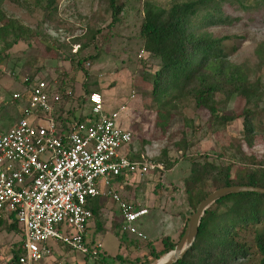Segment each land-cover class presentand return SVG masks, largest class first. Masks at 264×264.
<instances>
[{"label": "rangeland", "instance_id": "1", "mask_svg": "<svg viewBox=\"0 0 264 264\" xmlns=\"http://www.w3.org/2000/svg\"><path fill=\"white\" fill-rule=\"evenodd\" d=\"M25 1V7L14 5L8 0L1 4L7 18L15 19L38 35L32 37L24 34L22 41L17 43H12L13 36L7 35L8 32L0 35V113L6 104L13 102V91L22 92L23 87L19 83L24 82L26 78L33 79L45 75L47 78L61 81L64 78L62 73H66L65 87L68 90L74 89L73 95L66 99L64 105V112L69 119L88 116V96L94 92L101 95L105 112L125 105L126 109L121 113L120 121L124 129L133 133L134 145L130 150L145 154L150 160L161 158L165 152L166 159L174 163V166L170 170L164 167L163 172H150L135 180L128 177L130 180L126 187L114 178L109 180L112 191L117 193L121 200L126 199L149 210L136 224L144 239L129 235L124 237L125 240L119 245L118 237L110 230L98 236L94 233L96 229L91 227L89 234L94 240L101 242V250L109 262L117 252L128 263L145 256L149 252L147 242H154L157 248L160 236L170 235L175 239L173 242H178L193 212L188 208L184 193V178L189 174L191 159L200 155L202 161L208 155V160L219 165L230 160L234 162L233 173L234 169L245 163L246 157L260 155L264 151V142L259 140L264 136V113H261L254 123L258 125V140L251 148L242 139L241 120L225 126H211L207 122V112L196 109L189 98L176 101V107L166 108L168 118L164 128H159L156 125L161 122L157 116L158 106L150 95L152 75L159 69V62L143 51L139 57V11L145 0H116L118 5L124 4V9L119 16V22L111 27L110 15L104 10L102 0H56L55 9L49 11L47 17L42 10L46 0ZM150 1L163 8H168L172 2ZM222 11L224 16L230 18V24L208 28L202 26L197 32H208L214 38L222 39L227 51V60L235 65L246 64L252 71V79L262 80L263 72H256L255 49L264 41V10L236 9L224 3ZM194 26H198V23ZM89 29L100 30V33L96 35L93 45L80 51L79 58L98 54L97 59L90 63L84 62L81 67L70 65V58L75 49L80 50L74 40L85 36ZM5 44H11V47L8 48ZM57 47H60V51L56 50ZM216 100L219 108L227 115H230L231 110L240 114L247 106L257 112L264 107V95L258 99H247L240 94L233 101L227 102L222 95L217 94ZM19 104L16 102L17 106ZM8 127L9 122L0 123L1 131H6ZM181 138H184L188 147L184 156L181 153L183 151H179L175 145ZM206 191L211 193L214 190L208 185ZM91 206L98 218L100 212L97 209H104L101 223L106 229L111 227V219L119 221V204L111 196L96 197L92 199ZM98 218L92 217L88 225L95 224ZM14 233L9 234L0 226V264L8 262L13 249L20 241V236ZM252 237L253 234L249 233L245 240ZM134 242H137L136 246ZM47 245L56 252L63 251V261L66 264L84 263L85 258L81 254L53 242L52 239L47 241ZM251 251L256 252L254 248H251ZM258 257L256 252L253 263L256 264ZM86 261L93 264L92 257Z\"/></svg>", "mask_w": 264, "mask_h": 264}, {"label": "trees", "instance_id": "2", "mask_svg": "<svg viewBox=\"0 0 264 264\" xmlns=\"http://www.w3.org/2000/svg\"><path fill=\"white\" fill-rule=\"evenodd\" d=\"M3 1L0 0V35L3 32H8L7 35L12 34V43L22 41L24 34L32 37L38 35L37 32H31L15 19L7 18L1 9ZM8 1L19 7L27 5L25 0ZM102 1H104V10L110 15L109 26L111 27L119 22L124 4L118 5L116 0ZM55 3L56 0H46V4L42 8L45 17L48 16L49 11L55 9ZM224 3L236 9L264 10V0H172L168 8L145 0L139 11L141 22L138 36L141 40V51L159 62V69L152 75L150 92L157 103V116L161 120L156 124L157 127L164 128L165 120L168 118V111L165 112L166 108L176 107V101L189 98L196 109L207 112V122L211 126L216 124L225 126L236 120H241L242 139L251 148L258 140L256 133L258 125L254 123L257 117L264 113V107L260 112H257L254 108L247 106L242 109L240 114L231 110L230 115H227L224 110L219 108L216 95H222L227 102L233 101L240 94L247 99H258L264 95V41L259 43L255 49L256 72H263V78L262 80L260 78L252 79V71L246 64L235 65L227 60V51L222 39L214 38L208 32H197L202 26L208 28L231 23L230 18L223 15L222 4ZM194 22L198 23V26L195 27ZM11 29L12 33H10ZM99 33L100 30L89 29L85 36L74 40V44L78 45L80 50L72 54L70 65L81 67L82 63H90L97 59L98 54L80 59L79 53L93 45L95 37ZM6 47L10 48L11 44ZM56 50L60 51V47H57ZM1 54L2 52H0ZM62 74L66 78V73ZM64 78L61 80L59 89L61 91L68 89L65 87ZM30 80L28 79L23 84L27 86ZM69 90L73 95L74 89L70 88ZM85 92L87 93L86 90ZM66 102L63 100L59 109L60 114L55 117L62 123L70 122L68 116L63 118L61 114ZM86 119L87 116L74 118L78 121ZM259 140L264 142V136ZM175 145L179 151H183L181 152L182 156L188 151L184 138H181V141ZM200 157L197 155L191 159L189 174L184 178L186 203L193 212L209 194L206 191L208 185H211L213 190L231 186L264 188V151L260 155L246 157L245 163L234 169L233 173L234 162L230 160L219 165L208 160V155L202 157L204 159L202 161H200ZM151 160L162 162L167 170L174 166V163L166 159L165 152L161 158H151ZM114 179L124 186L128 184L127 178L124 176ZM91 201L88 202V207L92 212V217L98 218L95 209L91 206ZM97 211L100 212L94 226L97 234L102 236L110 230L122 244L125 240L124 237L129 235L122 231L121 223L113 218L111 227L106 229L101 223L102 209H97ZM0 225H2L1 221ZM4 228L7 233L15 232L21 236L16 222L6 224ZM184 228L179 237L182 236ZM249 233H252L253 237L250 240H245V236ZM136 243L133 244L136 246ZM176 243L164 236L162 239L160 238V247L156 248L152 242L148 241V254L136 258L131 263L123 260L120 254L113 256L109 262L106 255L99 252L94 264H153L155 261L157 264L174 249ZM251 248H254L259 255L255 260L256 264H264V194L249 192L231 194L217 200L204 212L193 244L174 264H255L253 262L256 252H252ZM21 253V250L13 249L10 259L4 264H14ZM87 257L89 258V256L85 258L87 259Z\"/></svg>", "mask_w": 264, "mask_h": 264}, {"label": "built area", "instance_id": "3", "mask_svg": "<svg viewBox=\"0 0 264 264\" xmlns=\"http://www.w3.org/2000/svg\"><path fill=\"white\" fill-rule=\"evenodd\" d=\"M60 85L45 75L31 79L12 95L13 102L26 98L19 118L0 130V221L16 222L21 231L14 249L22 253L14 264H64L47 245L49 239L95 260L102 246L86 240L92 218L88 202L99 196L118 202L123 232L144 239L136 224L147 209L121 200L109 180L164 171L162 162L130 150L133 133L120 124L125 105L105 112L94 92L85 121H57L63 100L72 96Z\"/></svg>", "mask_w": 264, "mask_h": 264}, {"label": "water", "instance_id": "4", "mask_svg": "<svg viewBox=\"0 0 264 264\" xmlns=\"http://www.w3.org/2000/svg\"><path fill=\"white\" fill-rule=\"evenodd\" d=\"M259 193L264 194V188L253 187V186H231L224 187L209 193L197 206L196 210L189 216L183 234L179 241L176 243L174 249L170 251L169 258L160 264H174L187 251V249L193 244L195 237L198 232L200 219L204 212L217 200L231 195L239 193Z\"/></svg>", "mask_w": 264, "mask_h": 264}, {"label": "crops", "instance_id": "5", "mask_svg": "<svg viewBox=\"0 0 264 264\" xmlns=\"http://www.w3.org/2000/svg\"><path fill=\"white\" fill-rule=\"evenodd\" d=\"M19 85H21V87H23L24 86V84H23V82H21V83H19ZM14 93H20V92H15V91H13V93H12V95L14 94ZM16 102H19L20 104L17 106L16 105ZM14 101V103L12 102V103H10L9 102V104H6V106L3 108V110H2V112L0 113V123H2V122H9V127L19 118V116H20V114H21V111H22V108L24 107V106H26V98H24V99H22V100H19V101ZM84 117V116H83ZM120 124H121V126H122V123H121V121H120ZM8 127V128H9ZM127 127V126H126ZM7 128V129H8ZM145 155V154H144ZM128 180H130V179H128L127 178V181ZM139 205V204H138ZM141 206V205H140ZM102 211H104V209H102ZM2 222V221H1ZM5 225H6V223H4V222H2V225H0V226H3V227H5ZM95 226V224L93 223V224H89L88 226H87V238H86V240H87V242L89 243V244H95V243H100L101 244V242L100 241H97V240H94V237H91L90 236V234H89V229L91 228V227H94ZM109 229V228H108ZM13 233L14 232H11V233H9V234H12L13 235ZM95 234H97V231H95L94 232ZM15 234V233H14ZM17 235V234H16ZM98 235V234H97ZM99 236V235H98ZM159 236V235H158ZM161 237H163V236H160V238ZM166 237V236H165ZM167 237H169L171 240H175L173 237H171L170 235H168ZM12 238H13V236H12ZM158 238V237H157ZM153 244H155L154 242H153ZM119 245H121V244H119ZM155 246V245H154ZM120 248H121V246H120ZM157 248H159V245L157 246ZM102 249V248H101ZM53 250V249H52ZM53 252H54V256H55V258L56 259H60V260H62L63 261V251H54L53 250ZM102 252V251H101ZM118 253V252H117ZM116 253V254H117ZM12 254V253H11ZM115 254V255H116ZM114 255V256H115ZM83 257V256H82ZM83 258H85V257H83ZM88 258V257H87ZM87 259L85 258V260H84V263L83 264H88L87 263V261H86ZM94 261L95 260H93V264H94ZM64 262V261H63ZM64 264H66L65 262H64Z\"/></svg>", "mask_w": 264, "mask_h": 264}, {"label": "bare ground", "instance_id": "6", "mask_svg": "<svg viewBox=\"0 0 264 264\" xmlns=\"http://www.w3.org/2000/svg\"><path fill=\"white\" fill-rule=\"evenodd\" d=\"M167 258H169V254H167L162 260H160L157 264H160L162 262H165V260H167Z\"/></svg>", "mask_w": 264, "mask_h": 264}]
</instances>
